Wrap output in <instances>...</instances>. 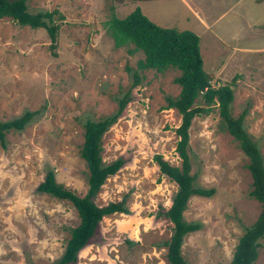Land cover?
<instances>
[{
    "label": "rangeland",
    "instance_id": "1",
    "mask_svg": "<svg viewBox=\"0 0 264 264\" xmlns=\"http://www.w3.org/2000/svg\"><path fill=\"white\" fill-rule=\"evenodd\" d=\"M136 6L160 26L199 36L213 86L236 76L231 114L244 110V128L264 159V0H27L32 13L57 10L63 17L54 15L55 42L42 27L0 17V121L37 111L0 143V264H50L61 257L78 214L70 202L36 187L51 168L58 183L85 193L84 123L116 113L126 94L130 100L101 136L102 160L124 163L94 201L123 200L128 213L104 216L69 264H169L165 243L172 223L157 213L170 206L177 185L161 174L154 156L180 164V114L164 107L167 97L179 94V70H140L141 51L114 45L104 22ZM220 121L214 107L189 128L194 185L212 192L192 195L183 212L186 221L199 223L181 246L186 264L228 263L261 210L249 194L248 158ZM260 243L253 264H264V236Z\"/></svg>",
    "mask_w": 264,
    "mask_h": 264
},
{
    "label": "trees",
    "instance_id": "2",
    "mask_svg": "<svg viewBox=\"0 0 264 264\" xmlns=\"http://www.w3.org/2000/svg\"><path fill=\"white\" fill-rule=\"evenodd\" d=\"M56 12L57 10H46L32 13L28 11L27 0H0V17H9L22 26L42 27L52 42H55L58 31V24L54 22ZM55 17L63 16L58 14ZM104 26L116 47L130 43L134 47L129 51L139 50L143 53V57L136 62L138 69L163 72L172 67L179 70V75L174 78L180 86L179 94L176 98L167 97L164 107L175 108L180 114V124L175 128L178 137L175 150L180 164L172 165L161 155L154 156L161 174L167 175L177 185L170 206L157 213V216H164L172 223L171 236L165 243L167 261L169 264H186L181 246L188 233L199 229V223L186 221L183 212L192 195L208 196L212 192L211 189L194 185L188 143L193 118L209 113L216 107L221 126L237 141L239 148L248 158L247 168L252 178L249 194L261 204L256 220L244 227L232 257L226 264H253L259 254L260 240L264 236V159L259 146L244 128V110L237 117L231 114L234 98L232 86L236 76L230 82L213 86L211 76L203 68L199 36L188 29L160 26L151 21L138 6L124 17L112 15L104 22ZM134 77V84H137V72H134ZM129 100L130 96L126 94L120 99L116 113L96 121L88 119L84 123L83 142L79 150L87 168V187L84 194L79 195L58 183L51 168L47 169L43 180L36 187L39 192L70 202L79 217L78 224L70 229L61 257L50 264L75 262L79 250L94 234L104 216L117 212L128 213L123 200L97 205L94 198L106 178L124 163L121 158L110 163L102 160L101 136L120 115ZM36 112L25 110L19 116L0 121L1 145L5 144L8 131L22 130Z\"/></svg>",
    "mask_w": 264,
    "mask_h": 264
}]
</instances>
